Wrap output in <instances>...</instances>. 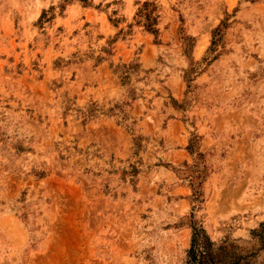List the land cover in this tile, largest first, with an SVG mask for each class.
<instances>
[{"label": "rangeland", "instance_id": "obj_1", "mask_svg": "<svg viewBox=\"0 0 264 264\" xmlns=\"http://www.w3.org/2000/svg\"><path fill=\"white\" fill-rule=\"evenodd\" d=\"M264 264V0H0V264Z\"/></svg>", "mask_w": 264, "mask_h": 264}, {"label": "trees", "instance_id": "obj_2", "mask_svg": "<svg viewBox=\"0 0 264 264\" xmlns=\"http://www.w3.org/2000/svg\"><path fill=\"white\" fill-rule=\"evenodd\" d=\"M189 264H222L215 256L203 235L195 233L188 252Z\"/></svg>", "mask_w": 264, "mask_h": 264}]
</instances>
